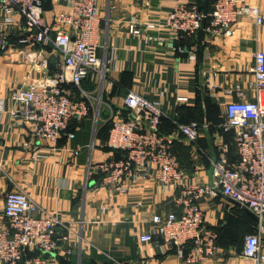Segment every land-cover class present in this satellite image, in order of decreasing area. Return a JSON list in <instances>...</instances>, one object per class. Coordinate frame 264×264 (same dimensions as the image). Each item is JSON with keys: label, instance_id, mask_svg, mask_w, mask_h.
Instances as JSON below:
<instances>
[{"label": "crops", "instance_id": "0c3cea01", "mask_svg": "<svg viewBox=\"0 0 264 264\" xmlns=\"http://www.w3.org/2000/svg\"><path fill=\"white\" fill-rule=\"evenodd\" d=\"M212 2L96 0L103 77L93 73L82 81L80 89L89 96L91 112L71 121L54 145L36 142L30 125L13 121L10 95L53 75L61 57L52 44L20 45L23 23L18 15L12 16L13 25L6 27L8 48L0 51V201L8 193L22 192L37 205L36 215L57 219V236L67 239L59 242L47 264H187L159 238L139 242L140 235L151 230L153 215L179 213L173 196L180 188L163 187L151 176L129 180L128 191L116 193L104 185L96 166L123 157L106 143L113 122L128 117L122 100L131 91L159 104L164 113L159 131L164 135H174L184 122L199 124L195 143L177 136L171 147L185 173L181 185H211L212 163L221 157L235 165V133L221 126L227 103L255 99L251 69L254 54L264 53V24L258 27L240 17L233 35L224 37L210 33L207 20L204 29L186 38L164 26L177 5ZM245 2L264 14V0ZM52 5L43 15L48 21L60 8ZM132 17L139 28H146L138 37L127 33ZM3 18L0 13V23ZM71 89L81 98L79 90ZM198 205L217 235L218 248L214 258L200 264H255L241 255L244 237L259 234L264 253V228L220 193L201 198Z\"/></svg>", "mask_w": 264, "mask_h": 264}, {"label": "built area", "instance_id": "2783aa9c", "mask_svg": "<svg viewBox=\"0 0 264 264\" xmlns=\"http://www.w3.org/2000/svg\"><path fill=\"white\" fill-rule=\"evenodd\" d=\"M60 8L48 21L43 15L42 0H0V51L8 48L7 26L18 15L22 30L18 43L22 46L52 44L61 57L57 71L47 78L11 93L15 108L13 121L31 126L36 142L53 145L73 120L84 119L90 112L89 96L81 89L84 79L93 73L103 77V64L97 55L100 17L96 0H52ZM63 4L66 7L63 10ZM248 17L256 26L264 24V14L245 0H213L210 13L196 5H177L168 13L164 26L179 36L192 37L208 20V31L216 36L233 35L234 24ZM127 33L140 36L136 18L127 23ZM46 69V60L41 61ZM255 90L254 100L227 103L222 128L235 133L238 160L229 166L224 157L212 163L211 185H181L185 177L171 153L177 136L195 143L200 135L196 122L179 124L174 135L159 131L164 113L159 104L143 95L128 92L122 100L128 117L113 122L106 146L120 151L119 160H106L96 166L103 183L113 192L128 191L127 181L151 176L163 187H179L173 203L179 213L165 217L153 215L151 230L140 235L139 242H152L154 237L175 249L176 256L187 264H200L218 254L217 235L205 223L198 201L220 193L252 213L259 229L264 228V53L257 51L251 69ZM79 90L81 98L71 92ZM37 205L22 192H12L0 201V264H47L48 257L59 249L58 221L51 215H36ZM190 249L186 253L185 248ZM259 234L244 237L241 255L255 264H264Z\"/></svg>", "mask_w": 264, "mask_h": 264}, {"label": "trees", "instance_id": "16d2710c", "mask_svg": "<svg viewBox=\"0 0 264 264\" xmlns=\"http://www.w3.org/2000/svg\"><path fill=\"white\" fill-rule=\"evenodd\" d=\"M45 0H42V2L44 3ZM213 3V2H212ZM198 7V9L201 11V12H204V13H210L212 11V4L210 5L209 3H205L203 5H196ZM206 22V21H205ZM205 25V23H204ZM203 28H205V26H203ZM200 32V31H199ZM187 36H179V38H186ZM193 37V36H192ZM164 120V117L161 118V122H160V126L162 124ZM190 122H193V121H189V122H184V123H181V124H187V123H190ZM160 126H159V129H160ZM117 151V150H116ZM120 152V151H118ZM237 162V161H236ZM236 164V163H235ZM241 209V208H239ZM242 211H244L246 214H248L254 222H256L257 220L254 219L247 211L241 209Z\"/></svg>", "mask_w": 264, "mask_h": 264}, {"label": "water", "instance_id": "95a60500", "mask_svg": "<svg viewBox=\"0 0 264 264\" xmlns=\"http://www.w3.org/2000/svg\"><path fill=\"white\" fill-rule=\"evenodd\" d=\"M52 9H53L52 0H45L44 3H43V6H42L43 12H50V11H52ZM228 201L230 203H232L234 206H236L238 208H241V209L247 211L253 218L256 219V217L252 213H250L247 209H245L244 207H242L240 204L232 201L231 199H228Z\"/></svg>", "mask_w": 264, "mask_h": 264}]
</instances>
